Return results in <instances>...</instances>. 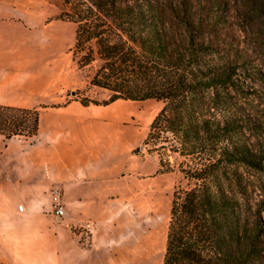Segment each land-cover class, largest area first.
Returning a JSON list of instances; mask_svg holds the SVG:
<instances>
[{
  "label": "trees",
  "instance_id": "1",
  "mask_svg": "<svg viewBox=\"0 0 264 264\" xmlns=\"http://www.w3.org/2000/svg\"><path fill=\"white\" fill-rule=\"evenodd\" d=\"M61 2L73 60L97 63L90 83L111 93L104 104L163 102L142 144L184 184L162 264H264V0ZM37 132L38 109L0 106L6 139Z\"/></svg>",
  "mask_w": 264,
  "mask_h": 264
},
{
  "label": "crops",
  "instance_id": "2",
  "mask_svg": "<svg viewBox=\"0 0 264 264\" xmlns=\"http://www.w3.org/2000/svg\"><path fill=\"white\" fill-rule=\"evenodd\" d=\"M16 13L0 0V106L38 109V132L0 134V264H162L168 222L134 153L150 120L141 100L83 104L65 58L40 64Z\"/></svg>",
  "mask_w": 264,
  "mask_h": 264
},
{
  "label": "rangeland",
  "instance_id": "3",
  "mask_svg": "<svg viewBox=\"0 0 264 264\" xmlns=\"http://www.w3.org/2000/svg\"><path fill=\"white\" fill-rule=\"evenodd\" d=\"M8 6L17 7V19L21 20L31 29L33 36L38 38V54L40 64H51L54 57L65 58L59 71L70 73L72 78L80 81V88L76 89L77 97L80 101H93L104 104L111 96L108 90L99 88L90 83L97 63L79 69L73 60V44L75 26L71 22L58 18L62 11L61 0H7ZM20 36L23 37L21 34ZM24 39V38H23ZM70 45V46H69ZM36 52V51H34ZM68 56V57H67ZM63 63V64H64ZM47 64L46 68L51 69ZM41 69V67H40ZM138 111L143 113V119L148 121L145 127V135L149 129V124L163 106L162 101L146 99L138 102ZM138 119V116H137ZM140 123L139 119L136 124ZM142 146V145H141ZM140 146V151L136 156L145 154L144 158L151 180L152 196L156 199V207L164 220L168 222L169 208L173 190L178 184H184L178 169L172 168L167 172L159 169L158 157L154 153H147V147ZM140 157V156H139ZM136 157V161L139 160ZM141 158V157H140ZM256 194L264 197V176L257 177Z\"/></svg>",
  "mask_w": 264,
  "mask_h": 264
},
{
  "label": "built area",
  "instance_id": "4",
  "mask_svg": "<svg viewBox=\"0 0 264 264\" xmlns=\"http://www.w3.org/2000/svg\"><path fill=\"white\" fill-rule=\"evenodd\" d=\"M52 201H53V214L58 217L63 216L64 211L61 203V197L57 190H53L52 192Z\"/></svg>",
  "mask_w": 264,
  "mask_h": 264
},
{
  "label": "water",
  "instance_id": "5",
  "mask_svg": "<svg viewBox=\"0 0 264 264\" xmlns=\"http://www.w3.org/2000/svg\"><path fill=\"white\" fill-rule=\"evenodd\" d=\"M144 145L142 144V146L141 147H143Z\"/></svg>",
  "mask_w": 264,
  "mask_h": 264
}]
</instances>
